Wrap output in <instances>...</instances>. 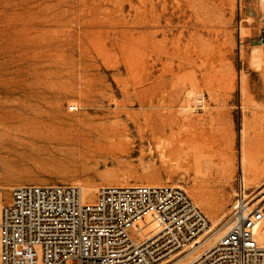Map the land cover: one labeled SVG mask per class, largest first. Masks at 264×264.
Masks as SVG:
<instances>
[{"label": "rangeland", "instance_id": "obj_1", "mask_svg": "<svg viewBox=\"0 0 264 264\" xmlns=\"http://www.w3.org/2000/svg\"><path fill=\"white\" fill-rule=\"evenodd\" d=\"M263 36L264 0H0V205L25 184L161 182L218 238L240 183L264 189ZM200 125L228 131L204 177L184 145Z\"/></svg>", "mask_w": 264, "mask_h": 264}, {"label": "built area", "instance_id": "obj_2", "mask_svg": "<svg viewBox=\"0 0 264 264\" xmlns=\"http://www.w3.org/2000/svg\"><path fill=\"white\" fill-rule=\"evenodd\" d=\"M245 191L241 182L234 224L215 238L181 186H102L90 199L74 185H19L0 205V264H264V231L248 230L264 221V189ZM150 215L158 226L143 237L137 224Z\"/></svg>", "mask_w": 264, "mask_h": 264}, {"label": "bare ground", "instance_id": "obj_3", "mask_svg": "<svg viewBox=\"0 0 264 264\" xmlns=\"http://www.w3.org/2000/svg\"><path fill=\"white\" fill-rule=\"evenodd\" d=\"M164 105H165V103H164ZM164 129H166V127L163 126V130ZM197 129H198L197 134H193V138H191L189 141H185L184 145L185 146L186 145L191 146V147H196V146L198 147L197 151H193L192 156L196 162L195 166H197L196 172H197L198 176L204 177V176L208 175L207 170L211 167L210 161H212L213 159L205 160V162H203V157L208 152H211V153H213V155H216L219 151L223 152L224 150H226V148H224V147L222 148V143L225 140V138L227 137L228 131L225 129V127H222V126L208 127L207 125H200ZM249 129L250 128L245 126L241 131V143H240V145H241V152H242V164H248L249 160L251 159V153L249 151V148H251V146L254 142V139L252 137H249V131H250ZM62 133L67 134L68 131H63ZM71 133H73V132H71ZM74 133L75 134H82L83 131L81 132L80 130H77ZM255 138L257 141L261 140L260 136H255ZM202 166H204V170H206L205 172L203 171ZM151 184L152 185H154V184L155 185H161L162 183L161 182H154ZM81 190L86 195V193L91 192L94 189H92L91 187L90 188L88 187V188H82ZM195 193L200 194V192H198V191H196ZM245 209L246 210L244 212L240 211L238 214H242V215L250 214L252 212L253 208L247 207ZM234 218H235V214L228 221H226L224 224L221 225L218 232L223 234V233H226L228 230H230L234 224L233 223ZM157 226H158V221L154 215L148 216L143 221H141L137 224V227H139V229H141L143 237H147L149 235L150 230L153 228H156ZM214 228H215V226L213 227V229ZM248 230L253 231V233H255V234L262 233L264 231V221H259L258 223H252L251 228ZM207 240H209V237L207 238ZM179 261L181 262V264L187 263V261L184 258H180Z\"/></svg>", "mask_w": 264, "mask_h": 264}, {"label": "crops", "instance_id": "obj_4", "mask_svg": "<svg viewBox=\"0 0 264 264\" xmlns=\"http://www.w3.org/2000/svg\"><path fill=\"white\" fill-rule=\"evenodd\" d=\"M261 42L264 40V36L259 39ZM264 63V43H260L257 45V49H255L254 57H253V64L255 66L263 65Z\"/></svg>", "mask_w": 264, "mask_h": 264}]
</instances>
